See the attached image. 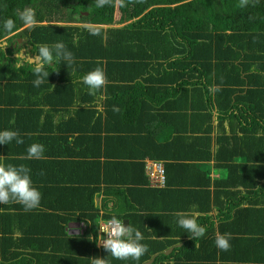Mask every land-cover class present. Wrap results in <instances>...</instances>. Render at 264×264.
Instances as JSON below:
<instances>
[{"label": "trees", "instance_id": "obj_1", "mask_svg": "<svg viewBox=\"0 0 264 264\" xmlns=\"http://www.w3.org/2000/svg\"><path fill=\"white\" fill-rule=\"evenodd\" d=\"M238 5L239 0H143L125 7L130 24L105 28L100 14L117 8H96L94 0H0V24L12 18L16 23L13 32H21L10 40L27 38L34 51L42 44L63 42L75 58L71 66L63 60L52 62L48 79L35 87L33 66L5 61L0 46V104L7 103V88L23 93L24 88L31 87L35 97L33 103L31 99L21 101L30 104V110L22 107L19 113L15 108L19 128L10 130L18 131L30 146L42 133L53 137L58 129L64 131V138L78 143L82 133L89 136L91 125L105 157L134 158L126 153L139 150L136 155L144 151L141 158L163 160L165 184L155 188V196H171L179 211L166 205L164 214H156L163 226L160 231L149 218L126 216L118 210L102 217L97 211L96 216H89L92 225L88 217L80 216L88 225L84 234L60 236L57 233L69 220L61 196H55L54 201L62 212L47 204L51 209L48 219L38 217L40 206L26 212L21 204L0 203L4 209L14 210L0 213L4 230L0 232V264H16L9 262L1 249L8 235L10 243L14 241L15 226L23 228V240H28L31 236L27 235L38 223H43L45 236L38 239L42 244L31 242L33 251L18 264H34L33 257H40L43 248L50 252L39 264L59 255L62 264H91L93 257H107L110 264H145L155 255L152 264H216L227 252L216 247L217 232L231 233L230 249L235 246L239 250L233 264H252L253 259L264 264V248L250 250L249 245L264 242V136L259 135L264 131V0L245 8ZM29 7L35 10L38 21L32 29L25 28L16 16L17 9ZM88 25L96 26L100 34L91 35ZM6 34L0 27V43ZM96 67L104 69L107 84L90 95L81 74ZM213 86L220 90L210 91ZM96 100L103 102L104 111L93 105ZM113 106L119 111H113ZM8 147L0 145V155L7 153ZM122 149L125 154L113 153ZM237 158L245 159L237 162ZM213 160L228 170L227 178L212 180L211 172L202 169L203 163ZM234 186H243L245 192L233 191ZM80 187L76 188L80 190L78 198H88L77 209L82 211L88 204L96 210L94 197L89 196H95L100 187ZM74 192L65 188L58 194ZM213 196H229L228 203L217 207L218 228L209 215L216 205L206 201ZM177 213H198V223L207 228L205 236L198 241L190 238V233L177 224ZM112 216L120 220L127 217L143 233V243L149 248L139 261L116 260L96 246L99 222ZM148 230L152 235L156 232L157 240L147 241ZM172 247L173 252L166 255Z\"/></svg>", "mask_w": 264, "mask_h": 264}, {"label": "crops", "instance_id": "obj_2", "mask_svg": "<svg viewBox=\"0 0 264 264\" xmlns=\"http://www.w3.org/2000/svg\"><path fill=\"white\" fill-rule=\"evenodd\" d=\"M83 74H85L84 71L81 74V79ZM79 79L80 78L77 76L76 81ZM24 90L26 92L20 93V91L16 92L12 88H7L6 93H8L9 96L6 97L7 103L0 104V131L19 128L18 123L16 122L17 118L15 116L17 115V112L15 108L19 109V113H22L23 108L30 110V104L25 105L21 101L25 100L28 102L31 99V103H33L35 97L32 96L31 87H26ZM18 95L19 97L21 96V98H19V103H22V105H16L15 103L19 101ZM39 97L42 98L41 91H39ZM93 105H95L99 111H104V104L102 101L96 100ZM84 116L85 114L83 115V118ZM89 120L90 119L89 117L87 119L86 114V123H88ZM215 123L218 125L219 122L216 121ZM224 125L226 129L229 130L228 123L225 122ZM90 128L91 131L88 133L90 138H88L89 136L87 137L82 133V139L78 143H76L75 140H71L70 138H64V131L61 132L60 129L57 130V133L53 137L49 136L47 138L45 132L42 133L37 137L36 143H40L45 146L44 155L46 159L36 160L31 163L22 159V157L27 155V148L29 147L28 142L24 141L23 144L19 145L17 143H10L8 149H5L7 153H2L0 155V162L10 163L17 166L24 164L31 169V176L34 185L42 193L43 203H41L40 208L38 209L39 213L37 211V214L40 215L37 216L40 219H42V217L48 219L46 216L49 214L51 209L47 207V204L58 210L55 212L59 213L61 211V209L56 207L57 204L54 201L55 196H61L64 204L67 205V208H63V210L69 212V220L64 226L65 229L57 233L60 234V236L63 234L73 236L84 234L87 231L88 225L86 221H84L80 216L85 217V219L88 217L87 221L89 225H92L93 221L89 216H96L97 211H99L101 216L108 214L109 211L113 212V210L124 212L126 216L135 214L144 218H149L152 221L156 231L163 229V226L161 227V224L158 221L159 218L156 217V214H164L165 211L162 209L167 206H170V208L174 207L176 210L175 212H179L177 211L178 204L174 201V199L171 198V196H155L157 189L151 187L154 184L149 176V165L153 164L154 162H161L163 165H165V162L163 160L157 161L145 156L144 158H141L144 151L139 152L138 155H136L139 150L132 151L130 153H126V151L123 149L113 152L119 153L121 155L126 153L135 156L134 158L128 156L120 160L115 157H105L104 147L100 143L99 136L95 135L94 129H92L91 125ZM215 132L217 133V130ZM166 134L167 132L165 135ZM259 135L264 136L263 130H261ZM102 136H104V133H102ZM102 152L103 154H101ZM141 153L142 155L140 156ZM243 159L245 158H237L236 161L242 162ZM205 163L209 164L210 166H207L205 170L211 172L212 180L220 181L227 178L228 170L226 168L220 167L217 161L213 160L211 162ZM41 172H43V175H41ZM127 183H129V185ZM84 185L95 186L96 188L100 187V190L95 192V196H89L94 197V201L97 204L96 210H92L88 204L83 206L82 211L77 209V207L79 205L82 206L83 202L88 198V196H81L78 198V196H80V190L77 191L76 188L80 186V188H82ZM65 188H67V192L69 190H74L76 192L63 194V196L60 193L58 194V192L64 190ZM233 191H241L242 193L245 192L243 186H234ZM145 192L148 193V196H145ZM133 196L135 197L133 198ZM106 199L107 201H105ZM209 199L216 205L209 215H212L215 226L218 228L220 221L218 219L219 211L217 210V207L221 204L228 203L229 196H220L217 199H214V196L212 198L208 197L206 198V201ZM13 212L14 210L4 209L3 206H0V213L10 214ZM53 219H57V217H53ZM123 220H127L128 223L130 221L127 217H124ZM76 224L82 225L81 227L83 228H80L79 225L77 226ZM1 225L2 222H0V232L3 233L4 230ZM17 225L15 226V230L13 232L14 234L12 235L14 237V241L10 243V235H8L9 238L6 237L1 243V249L8 258V261L15 262L16 264L27 257L26 254L29 251H33L29 247L31 242H36L37 245L42 244V242L38 239L45 236L42 233V231H44L43 223H38V226L33 228V231L29 232L27 235L31 236L30 239L23 240L25 238V236L23 237V228L20 229ZM53 229L56 231L58 226L55 225ZM148 231L150 235L147 237V241L157 240L158 236L155 234L156 232L152 231V235L151 230ZM261 232H264V228L261 229ZM262 238H264V235ZM249 243L250 250L264 248V242L260 244V240ZM96 246L98 247V245ZM238 251V248H235L234 246L233 250L230 249L229 251L225 252V257L223 259H219L216 264H233L236 260L234 258H237ZM41 252L42 253L40 257L37 255L36 257H33L35 261L34 264H39V261L42 259V257L44 259V256L50 251H46V249L43 248ZM155 256L157 257V255ZM89 262H91V259ZM251 262L252 264H258V260L256 259H253ZM47 264H62L60 255L56 256L54 259H51ZM170 264L175 263L171 262Z\"/></svg>", "mask_w": 264, "mask_h": 264}, {"label": "clouds", "instance_id": "obj_3", "mask_svg": "<svg viewBox=\"0 0 264 264\" xmlns=\"http://www.w3.org/2000/svg\"><path fill=\"white\" fill-rule=\"evenodd\" d=\"M96 8H104L111 6L114 8L126 7L129 3H142L143 0H94ZM258 0H239L238 7L245 8L250 3L255 6ZM17 18L22 22L23 26L32 29L37 26L35 10L25 8L16 10ZM2 29L11 34L16 28V23L12 18L4 20L0 24ZM88 31L91 35H99L100 30L96 26L88 25ZM7 47L6 44L0 45ZM16 58L19 61H26L33 66V74L36 79L33 81L35 87H39L49 77L47 69L52 67V62L55 64L61 60L66 62L67 66L75 63L74 54L67 49L63 42H58L52 45L42 44L35 51V55L26 54L22 50L16 49ZM101 63V61H97ZM82 82L89 89L90 95H96L107 84V76L102 67H96L82 77ZM219 86H213L210 91H219ZM113 111L118 112L119 108L113 106ZM15 141L17 144H23L24 140L18 131L3 130L0 131V145H9ZM45 146L40 143H32L27 148V155L22 159L41 160L45 157ZM43 175V172H41ZM42 193L34 185L31 169L24 165H13L10 163L0 162V203H18L24 207L26 212L32 211L40 206ZM177 224L179 227L190 233V238L198 241L204 237L207 228L198 223V213L184 214L177 213ZM107 228H100V232L106 233V238H103L99 243L109 255L121 261L133 260L139 261L142 256L148 252L149 246L143 243L145 237L143 233L132 226H125L123 220L112 216L107 220ZM231 233H216L215 245L221 251H228L231 248ZM198 246V244H197ZM102 249V248H101ZM91 264H110L109 260L101 257L91 258Z\"/></svg>", "mask_w": 264, "mask_h": 264}, {"label": "rangeland", "instance_id": "obj_4", "mask_svg": "<svg viewBox=\"0 0 264 264\" xmlns=\"http://www.w3.org/2000/svg\"><path fill=\"white\" fill-rule=\"evenodd\" d=\"M125 9L126 8L123 7V8H117L116 10H113L110 12L109 11H102V14H100V17L102 18V20H104L103 21L104 23L102 24V26H104L105 28H112V27H124V26L130 24L131 21L126 22V23H122V24L118 23V19H120L121 17L122 18L125 17V15H126V12L124 11ZM104 12H105V14H103ZM77 24L82 25L80 23H77ZM84 25H86V24H84ZM16 40H18L19 43H22L24 45L23 46V52H25V53L27 52L28 54L35 55L34 48L32 45H30L28 43L27 38L21 37L20 39H16ZM15 54H16V51H15ZM263 133H264V131H263ZM207 166L210 167L209 164H207V163H203L201 165L202 169H204V170ZM107 220H109V219H103L102 218L101 221L99 222V230H98L99 231V237L97 239V244H99V241L101 239L106 238V233L100 232V228L101 227H103V228L108 227ZM123 221H125V220H123ZM76 225L77 226L79 225L80 228H83V227H81L82 225H80V224H76ZM128 225H130V221H129ZM71 226H73V225H71Z\"/></svg>", "mask_w": 264, "mask_h": 264}, {"label": "flooded vegetation", "instance_id": "obj_5", "mask_svg": "<svg viewBox=\"0 0 264 264\" xmlns=\"http://www.w3.org/2000/svg\"><path fill=\"white\" fill-rule=\"evenodd\" d=\"M126 22H129L127 16H125L124 18L121 17L120 19H118V23H120V24L126 23ZM16 33H21V32H19V30H18L17 32L15 31V32H13L11 34H6L4 37H1V39L3 41H2V43H0V45H2L4 43H7L8 44L7 47H2L3 48V52L6 54L3 57V59L5 61H8V62L11 61V60L12 61H17L16 54H15L16 49H19V50H22L23 51V46L24 45L22 43H19V41H17L16 39L10 40L11 37H12V35L13 34H16ZM18 39H20V38H18ZM10 51H12L13 53L9 55ZM0 57H2L1 54H0ZM20 62H21V64L27 63L26 61H20ZM27 64H29V63H27Z\"/></svg>", "mask_w": 264, "mask_h": 264}, {"label": "built area", "instance_id": "obj_6", "mask_svg": "<svg viewBox=\"0 0 264 264\" xmlns=\"http://www.w3.org/2000/svg\"><path fill=\"white\" fill-rule=\"evenodd\" d=\"M149 176L152 180L153 184L156 186L157 184L159 186H164L165 184V168L164 165L161 162H154L153 164L149 165ZM102 241V239L99 241V243ZM99 248H102V245L98 244Z\"/></svg>", "mask_w": 264, "mask_h": 264}, {"label": "water", "instance_id": "obj_7", "mask_svg": "<svg viewBox=\"0 0 264 264\" xmlns=\"http://www.w3.org/2000/svg\"><path fill=\"white\" fill-rule=\"evenodd\" d=\"M87 14H88V13H86V15H87ZM124 223H125V226H128V221H127V220H125ZM182 245H183V244H180L179 246H182ZM173 250H174V247H172V248H170L169 250H167V251L165 252V254H166V255H169ZM155 257H156V256H154L150 261L146 262L145 264H152V263L154 262V260H155Z\"/></svg>", "mask_w": 264, "mask_h": 264}, {"label": "bare ground", "instance_id": "obj_8", "mask_svg": "<svg viewBox=\"0 0 264 264\" xmlns=\"http://www.w3.org/2000/svg\"><path fill=\"white\" fill-rule=\"evenodd\" d=\"M17 41H18V40H17ZM1 43H2V42H1ZM4 44H6V45L8 46V44H7V43H4ZM2 45H3V44H2ZM1 47H4V46H1ZM12 53H13V52H12V51H10V54H12ZM10 54H9V55H10ZM151 187H154V188H159V189H160V188H162L163 186L161 187V186H159V185L157 184L156 186H155V185H153V186H151Z\"/></svg>", "mask_w": 264, "mask_h": 264}]
</instances>
